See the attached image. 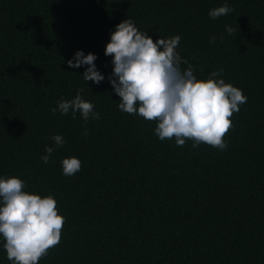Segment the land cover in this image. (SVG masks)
Returning a JSON list of instances; mask_svg holds the SVG:
<instances>
[{
    "label": "trees",
    "instance_id": "16d2710c",
    "mask_svg": "<svg viewBox=\"0 0 264 264\" xmlns=\"http://www.w3.org/2000/svg\"><path fill=\"white\" fill-rule=\"evenodd\" d=\"M225 4L233 11L209 17ZM127 18L154 41L179 35L197 79L223 69L242 90L225 150L178 147L120 111L105 47ZM78 50L97 56L99 85L83 79L87 65L68 66ZM79 89L100 119L52 113ZM57 134L65 144L45 164ZM70 157L82 167L65 176ZM11 176L65 217L38 264H264V0H0V177ZM3 244L0 264H12Z\"/></svg>",
    "mask_w": 264,
    "mask_h": 264
},
{
    "label": "clouds",
    "instance_id": "9594fccd",
    "mask_svg": "<svg viewBox=\"0 0 264 264\" xmlns=\"http://www.w3.org/2000/svg\"><path fill=\"white\" fill-rule=\"evenodd\" d=\"M225 4L209 11V17L218 19L232 12ZM229 35L239 31L226 26ZM223 39V36L220 37ZM181 37L153 40L141 32L133 20L127 18L116 25L106 44L105 55L112 56L113 71L108 77L114 92L120 97V111L139 115L146 121L156 122L154 129L160 140L175 138L176 146L183 147L187 140L193 147L201 143L219 150L227 148L225 136L234 127L231 117L247 102L242 90L217 78L223 69L213 71L206 80L197 79L194 68L176 51ZM211 43L216 37L210 38ZM93 53H75L67 64L71 68L87 65L83 73L85 82L102 83L105 76L97 69ZM115 77V78H114ZM79 89L71 100L63 98L57 103L61 115L77 112L87 122L100 119L95 105L82 98ZM85 136L88 130L85 129ZM55 147L45 146L46 155L41 160L47 164L52 153L63 147L62 135L51 137ZM81 161L76 157L62 160L63 174L73 176L81 170ZM25 181L17 176L0 177V236L4 240L7 259L12 264H38L49 250L61 241L65 217L59 214L56 199L49 195L25 191Z\"/></svg>",
    "mask_w": 264,
    "mask_h": 264
}]
</instances>
